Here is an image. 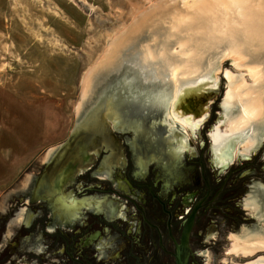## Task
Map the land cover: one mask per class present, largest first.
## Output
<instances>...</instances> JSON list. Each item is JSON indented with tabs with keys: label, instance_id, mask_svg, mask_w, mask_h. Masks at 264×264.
<instances>
[{
	"label": "rangeland",
	"instance_id": "374dc122",
	"mask_svg": "<svg viewBox=\"0 0 264 264\" xmlns=\"http://www.w3.org/2000/svg\"><path fill=\"white\" fill-rule=\"evenodd\" d=\"M157 1L0 0V217H9L4 237L11 236L13 218L16 217L11 212L7 214L10 203L16 201V191L29 184L53 148L59 142L69 139L75 126L84 125L88 117L97 113L98 103L89 104V99L84 101L83 108L78 109L83 101L82 82L87 71L98 62L110 40L119 35L120 31L127 30L138 13L145 12L152 5L155 6ZM146 34L150 33L147 31ZM147 37L142 39L143 41L139 40L138 47L151 43ZM175 48H178V45L175 44L172 51ZM215 55L219 56V53L213 57H216ZM254 63L264 68V50L260 51ZM129 71L127 70V74ZM221 71L226 79L225 95L229 84L228 74H243L248 85L253 83L246 69L239 68L233 59L227 56L220 61L217 72L218 91L222 85ZM121 75L119 77L122 78ZM104 78L106 77L103 75L95 80L97 83H94L95 89L90 98L97 100L95 97L98 95L110 98V101L105 103L107 109L102 112L114 125L116 120L109 116L117 111L119 94L124 91L121 90L117 78L110 82L105 90ZM99 85L102 87L100 86L98 91ZM217 94L207 101L209 116L204 122L205 125L210 121ZM222 102L221 100L222 111L216 112L215 125L209 129L210 142L217 126H220L222 131L226 129L225 123L222 122ZM123 113V118L127 119V110ZM146 113L148 114L145 115ZM157 116L155 110L146 109L145 113L133 118L142 117V120L147 121L144 126L161 128L165 130L164 134L168 133L164 127L165 123ZM99 118L100 116L93 117L92 123L88 125L96 126L101 119ZM196 132H199V129ZM262 135V142L260 146L255 147L251 158L243 160L247 157L240 156L233 164L237 160L252 162L256 152L264 147V134ZM198 142L199 133L189 146L196 148ZM212 158L215 164L214 154L210 161ZM227 171L218 169L216 174L226 175ZM254 181L264 186V183L255 178ZM246 193L248 196L252 192L248 189ZM261 219L255 215L254 224L245 225L240 231L228 232V237L234 233L240 234L244 228L263 232L264 220ZM224 251L225 258L219 257L222 264H244L264 256V249L247 257L232 255L231 246Z\"/></svg>",
	"mask_w": 264,
	"mask_h": 264
},
{
	"label": "bare ground",
	"instance_id": "6f19581e",
	"mask_svg": "<svg viewBox=\"0 0 264 264\" xmlns=\"http://www.w3.org/2000/svg\"><path fill=\"white\" fill-rule=\"evenodd\" d=\"M157 2L138 13L127 30L115 35L98 62L87 71L82 82L83 101L78 109L92 96L95 80L119 68L129 57L127 52L133 50L138 56L137 68L143 74L147 72L145 79L153 83L139 86L144 82L137 81L139 71L123 74L117 81L124 91L119 94L120 103L134 114L155 110L168 132L185 133L186 140L196 135L200 122L204 124L208 118L206 104L218 92L220 61L230 56L239 68L246 69L253 83L248 85L243 74H228V90L222 99V122L226 129L222 131L220 126L214 129L211 148L215 164L223 168L237 157H249L264 134V68L254 63L264 50V0ZM147 31L151 43L138 47ZM175 44L178 48L172 51ZM218 53L219 56L213 57ZM179 148L181 151L185 148L183 143ZM258 199L251 193L245 198L244 207L264 220ZM255 231L244 228L240 234L231 236L234 256L247 257L264 249V230ZM244 264H264V256Z\"/></svg>",
	"mask_w": 264,
	"mask_h": 264
},
{
	"label": "water",
	"instance_id": "95a60500",
	"mask_svg": "<svg viewBox=\"0 0 264 264\" xmlns=\"http://www.w3.org/2000/svg\"><path fill=\"white\" fill-rule=\"evenodd\" d=\"M146 36L143 34L141 38ZM134 54L133 50L127 52L129 57L119 68L103 74L105 90L119 75L139 71L138 56ZM127 70H130L128 74ZM147 74L140 69L138 81L144 82L139 86L153 83L145 79ZM221 75L222 85L210 121L206 125L200 122V156H195V162L186 159V165L174 166L173 171L159 165L160 159L148 155L131 163L117 177L81 176L80 181H97L98 191L123 195L120 200L108 197L96 201L98 211L107 210L110 220L117 218L118 222L108 225L104 215L86 214L84 228L57 232L53 236L49 233V207L34 204L32 213L47 209L44 219L32 228L18 230L9 247L3 245L0 264L17 255L30 256L36 264H50L46 256L22 253L25 240L42 228L57 243L56 257L72 255L69 264H222L219 257L225 258L224 250L232 244L227 233L255 223L253 216H248V210L236 205V200L247 198L251 178L264 183V147L256 152L252 162L237 160L229 168L226 162L224 170H229V174L216 176L215 167L210 164L213 152L209 129L215 125L216 112L222 111L226 79L223 71ZM95 98L91 97L88 103H98L96 112L103 115V123L108 125L102 110L107 109L105 103L110 98L100 95ZM253 152L243 160L250 159ZM251 192L263 206L264 188L253 184ZM4 227L0 229V242Z\"/></svg>",
	"mask_w": 264,
	"mask_h": 264
},
{
	"label": "flooded vegetation",
	"instance_id": "af4514ba",
	"mask_svg": "<svg viewBox=\"0 0 264 264\" xmlns=\"http://www.w3.org/2000/svg\"><path fill=\"white\" fill-rule=\"evenodd\" d=\"M120 104L117 105L119 112H115L118 116L113 113L109 116L112 120H116L113 121L114 125L106 117L108 125H104V117L98 112L99 114L96 116H100L101 119L99 118L100 121L96 126L86 124L75 126L69 139L59 142L53 148L52 153L42 162L29 184L21 186L16 191V201L11 202L7 210V214L11 212L16 217L13 218L11 236L4 237L5 232L3 233L0 242L1 253H4L3 245L9 247L11 241L16 238L18 230L32 228L44 219L47 209L34 210L32 213L34 204L49 207V233L53 236L57 232H72L84 228L86 214L104 215L108 225L118 222L117 218L110 220L107 210L100 209L98 211L96 201L108 197L120 200L123 199V195L98 191L96 189L97 181L89 183L80 181L81 176L117 177L131 163L148 155L160 159L159 165L175 171L174 166L186 165V159L195 162V156H200L199 142L196 148L189 146L192 145L193 138L198 137L199 132L196 135H190L186 140L184 139L185 133L178 130L164 134L165 130L161 128L144 126L147 121L142 120V117L133 118V116L136 117L142 113L134 114L123 104ZM124 110H127L129 114L127 119L123 118ZM93 117L95 114L88 117L85 122L90 124ZM183 139L184 141H182ZM181 143L185 147L182 151L179 148ZM211 162L215 171L218 169L224 171L222 166H215L213 158ZM229 167L230 165L227 168ZM262 171H264L263 168ZM227 174H229V170ZM251 181L253 182L249 184L248 188L250 191H252L253 184L264 188L254 181V178H251ZM244 201L236 200V205H239L243 210H248L244 207ZM248 216H253L255 219V215L251 214L249 210ZM8 219V216L0 217V229L7 224ZM231 236L230 240H232ZM56 245L57 243L51 239L48 232L42 228L34 237L25 240L22 245V253L46 256L50 264H69L72 255L56 257ZM36 262L30 256L17 255L8 259L4 264H36Z\"/></svg>",
	"mask_w": 264,
	"mask_h": 264
}]
</instances>
